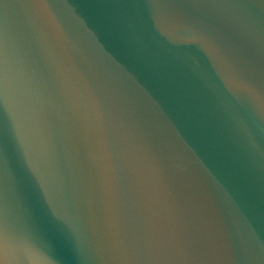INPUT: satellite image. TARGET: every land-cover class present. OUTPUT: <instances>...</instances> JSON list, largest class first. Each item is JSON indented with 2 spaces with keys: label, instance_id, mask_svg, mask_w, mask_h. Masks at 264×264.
I'll return each mask as SVG.
<instances>
[{
  "label": "water",
  "instance_id": "obj_1",
  "mask_svg": "<svg viewBox=\"0 0 264 264\" xmlns=\"http://www.w3.org/2000/svg\"><path fill=\"white\" fill-rule=\"evenodd\" d=\"M0 264H264V0H0Z\"/></svg>",
  "mask_w": 264,
  "mask_h": 264
}]
</instances>
